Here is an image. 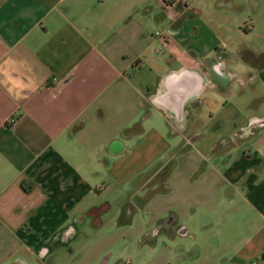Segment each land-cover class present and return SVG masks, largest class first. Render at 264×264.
I'll use <instances>...</instances> for the list:
<instances>
[{"label": "crops", "instance_id": "crops-1", "mask_svg": "<svg viewBox=\"0 0 264 264\" xmlns=\"http://www.w3.org/2000/svg\"><path fill=\"white\" fill-rule=\"evenodd\" d=\"M264 0H0V264H264Z\"/></svg>", "mask_w": 264, "mask_h": 264}, {"label": "built area", "instance_id": "built-area-1", "mask_svg": "<svg viewBox=\"0 0 264 264\" xmlns=\"http://www.w3.org/2000/svg\"><path fill=\"white\" fill-rule=\"evenodd\" d=\"M251 124L253 125H264V116L258 119H254V121H251Z\"/></svg>", "mask_w": 264, "mask_h": 264}]
</instances>
